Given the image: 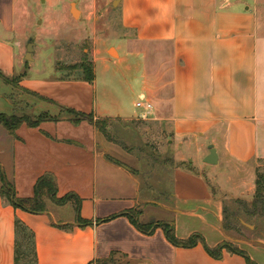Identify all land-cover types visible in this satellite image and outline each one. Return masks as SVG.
Segmentation results:
<instances>
[{"label": "crops", "instance_id": "1", "mask_svg": "<svg viewBox=\"0 0 264 264\" xmlns=\"http://www.w3.org/2000/svg\"><path fill=\"white\" fill-rule=\"evenodd\" d=\"M117 1L121 27L129 33L123 39L128 54L117 49L113 57L95 50L94 79L86 81L25 73L22 66L31 65L23 62L21 46L11 49L15 0H0V112H18L13 85L4 79L17 77L20 90L36 98L25 109L51 117L37 126L22 123L14 133L0 125V186L8 182L16 197L29 198L37 179L51 174L58 196L77 195L80 218L91 222L77 219L72 200L63 205L47 200L45 211L31 212L0 193V264H15L16 219L33 232L36 264H102L98 259L112 252L128 264H250L227 249L215 258L201 243L174 245L162 227L146 234L126 215L104 220L135 208L143 223H171L179 239L198 233L210 247L229 242L253 263L264 264V234L255 227L241 236L225 231L226 186H214L202 171L221 163V156L239 172L251 160L264 159V0ZM110 59L123 63L122 69L112 68ZM134 93L152 108H139V100L132 99L129 106ZM66 108L92 113L94 121ZM137 117L169 122L168 142L203 158L199 169L164 166L170 183L158 182L168 201L156 199L153 186H143L138 168L115 155L121 149L102 138L94 124L108 120L110 135V125ZM210 145L217 150L216 164L204 162ZM255 182L249 184L250 199ZM246 183L235 182V190ZM147 203L170 213L169 218H147ZM66 204L72 207L69 215L58 212Z\"/></svg>", "mask_w": 264, "mask_h": 264}, {"label": "rangeland", "instance_id": "2", "mask_svg": "<svg viewBox=\"0 0 264 264\" xmlns=\"http://www.w3.org/2000/svg\"><path fill=\"white\" fill-rule=\"evenodd\" d=\"M15 6L17 27L11 35L13 39L11 49L16 52L17 47L21 46L24 53L23 62L31 65V68L27 69L22 66L27 74L47 77L61 75L75 77L82 74L81 70H73L69 67L80 64L83 60L92 62L97 49L101 50L105 56H108L105 53L107 50L109 56L117 57V49L124 55L128 54L129 48L125 46L123 39L129 33L123 31L121 27L117 0H115V4L112 0H15ZM73 10H76L77 14L74 15ZM2 36L3 31L0 32V38ZM30 39L34 41V55H32L33 60L29 61L25 59V54L26 45ZM17 44L18 46L15 47ZM116 64L118 63L113 60L109 61L112 68ZM123 65V63L118 64L117 68L122 69ZM97 76V81L101 83L100 79L103 75L100 65L97 67ZM18 82L17 77L13 78V102L16 103L15 106H19L18 112L13 114L33 119L42 116L35 115L30 109H25V106H31L30 102L35 101L36 98L33 99L21 91ZM3 84L5 85V83ZM118 93L120 94V91ZM130 99L135 103L137 100L144 101V96L134 93L131 98L127 99L129 106H131ZM169 126V122L159 123L152 119L139 117L127 124L113 123L109 126V136L122 152L121 155H115H118L123 161H129V164L135 165L143 182H147L143 183V186L146 184L153 186L157 191L154 193L155 198L166 201H168V195L162 194L163 187L158 182L160 179H165V187L170 183V171H166L164 166L168 168L169 165H192L195 169H199L203 162V158L191 152V149L181 150L177 145H173L172 141L168 142ZM100 135L107 140V137L102 133ZM195 156L198 157L195 158ZM220 159L223 160L221 163L213 166L206 165L202 169L211 184L214 186L225 184L228 193L223 195L225 201L230 205H232L230 200L234 198L250 200L249 184L254 185L256 178L264 174V159L251 160L247 164V172L235 171L233 164L226 165L222 156ZM236 167L240 168L241 166ZM237 181L248 182V184L246 183L243 188L235 190L234 184ZM241 190L245 194H241ZM55 208L54 206L53 209L55 210ZM58 208V212L65 215L72 212L70 204ZM145 215L147 218L167 219L170 213L147 203ZM255 221L258 222L259 228L256 233L264 234V220ZM248 224L255 227L252 223ZM241 233L251 234L247 229H242ZM115 259L123 261L119 255Z\"/></svg>", "mask_w": 264, "mask_h": 264}, {"label": "trees", "instance_id": "3", "mask_svg": "<svg viewBox=\"0 0 264 264\" xmlns=\"http://www.w3.org/2000/svg\"><path fill=\"white\" fill-rule=\"evenodd\" d=\"M67 68V67H65ZM65 68H62L66 70ZM69 68L73 70H81L82 74L77 76L86 81H92L94 79V68L93 63L88 61H82L80 64L70 66ZM5 81L13 85V79L4 78ZM19 85V84H18ZM20 88V86H18ZM37 95V94H36ZM45 98V97H44ZM46 99V98H45ZM68 111L73 112L77 115L90 120H93L92 113L85 114L78 112L72 108H66ZM48 116H39L38 118H30L27 116H16L14 114H6L0 112V125L5 126L11 133H14L17 127L22 123H27L30 126H37L41 121L46 120ZM75 119H79L76 117ZM98 130L107 139L112 140L107 131L108 120L98 119L94 122ZM113 141V140H112ZM147 183V182H144ZM0 193L15 207H22L31 212H43L46 210V201L50 200L58 205H63L69 201H74L77 219L83 224L88 225L91 222L88 220H83L79 216L80 200L79 197L73 193H69L63 196H58V188L56 181L51 174H44L40 176L34 185V194L29 198H18L13 193V188L8 182L3 181L0 186ZM230 204L225 201L224 204V217H223V228L227 233H231L234 236H241L242 229H247L249 232L253 230H258V222L255 220H264V174L259 175L255 182V191L250 200L244 198H234L230 200ZM118 215H126L130 221L142 232L146 234H151L156 227H162L167 239L177 246L192 247L197 243L203 244L205 249L215 258H220L222 256V251L227 249L231 252L239 253L246 257L250 264H255L250 260L245 251L239 249L236 246L231 245L229 242H222L215 247H210L206 244L204 238L198 234L193 233L188 238L179 239L174 233V228L171 223L162 221H151L143 223L139 220L141 215V210L131 209L128 212H123L121 214L112 215L104 220L112 219ZM102 220V221H104ZM240 220L252 223L255 228L251 230L247 226L241 223ZM15 230L17 234V243L15 250V264H36V250L34 243L33 232L29 230L23 222L19 219L15 220ZM118 254L112 252L109 257L104 259H98L102 264H128L127 262H122L116 260L115 257Z\"/></svg>", "mask_w": 264, "mask_h": 264}, {"label": "water", "instance_id": "4", "mask_svg": "<svg viewBox=\"0 0 264 264\" xmlns=\"http://www.w3.org/2000/svg\"><path fill=\"white\" fill-rule=\"evenodd\" d=\"M115 4V1L114 3ZM73 14H77V11L74 12L73 10ZM34 52V41L32 39L28 40L27 45H26V54H25V59L26 60H33V54ZM218 160V154H217V150L214 146L210 145L209 147V153L205 156L204 158V162H206L207 164H216ZM241 222L243 224H245L246 226L253 228L252 225L246 223L245 221L241 220Z\"/></svg>", "mask_w": 264, "mask_h": 264}, {"label": "built area", "instance_id": "5", "mask_svg": "<svg viewBox=\"0 0 264 264\" xmlns=\"http://www.w3.org/2000/svg\"><path fill=\"white\" fill-rule=\"evenodd\" d=\"M136 106L139 107V108H144L146 110H150L152 108L151 103H149V102H142V101H138L136 103Z\"/></svg>", "mask_w": 264, "mask_h": 264}, {"label": "bare ground", "instance_id": "6", "mask_svg": "<svg viewBox=\"0 0 264 264\" xmlns=\"http://www.w3.org/2000/svg\"><path fill=\"white\" fill-rule=\"evenodd\" d=\"M76 10H74V12H75Z\"/></svg>", "mask_w": 264, "mask_h": 264}]
</instances>
